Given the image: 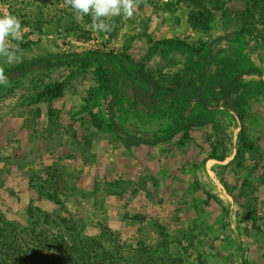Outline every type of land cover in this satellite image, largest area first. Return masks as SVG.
Instances as JSON below:
<instances>
[{
  "label": "rangeland",
  "instance_id": "obj_1",
  "mask_svg": "<svg viewBox=\"0 0 264 264\" xmlns=\"http://www.w3.org/2000/svg\"><path fill=\"white\" fill-rule=\"evenodd\" d=\"M62 4L0 0V17L24 30L10 40L22 62L0 61V230L28 246L53 242L49 264L82 253L105 264H264V0H145L106 33ZM191 11L207 29L188 24ZM34 58L81 60L6 73ZM199 70L214 86L185 114L211 122L131 142L172 129L186 100L173 90Z\"/></svg>",
  "mask_w": 264,
  "mask_h": 264
},
{
  "label": "trees",
  "instance_id": "obj_2",
  "mask_svg": "<svg viewBox=\"0 0 264 264\" xmlns=\"http://www.w3.org/2000/svg\"><path fill=\"white\" fill-rule=\"evenodd\" d=\"M187 22L192 28H204L207 29L208 26V19L203 12H194L191 11L188 14ZM92 59V58H91ZM125 60L128 61V57H124ZM76 60H81L78 58L68 59L66 61H59V62H48L46 59L41 58H34L27 62L25 66H15L9 69L6 73L11 75L17 72H23L25 70H39V69H47L51 66L67 64L70 62H74ZM93 61L96 59H92ZM100 63V62H99ZM101 67V66H99ZM137 68V66L135 67ZM204 70H199L195 75L197 76L196 82L191 84V87L187 90H183V84L177 83L175 89L173 90L176 93H179L183 97H186V100L183 101L181 108L179 109L178 115L176 120L173 124L172 129L163 137L160 138H142V137H127L131 142L137 144H154L159 141H167L172 136L176 135L177 133L181 132L184 128H189L191 126H202L209 124L211 122L210 114L203 113L199 114L194 109L192 115L189 117L186 116L185 110L187 101L194 103L195 105L201 106V103L204 102L203 98V91L205 88L212 90L213 84L211 85V81L205 76ZM222 73L218 77V85L221 90H224V93L227 92L228 88L231 86L229 80V76L225 73V71H221ZM117 76L111 72H102L101 83L103 84L104 88L107 90H111L114 92L117 90L116 87ZM171 91L165 90L162 88L157 89V94H170ZM117 93V91H116ZM45 94L49 98H58L62 95V86L55 85V86H48L45 90ZM44 251L55 252V245L51 242V245H46L44 241L39 243L38 246H28L19 243L7 236V234L0 230V264H49L46 262L44 257ZM78 250L74 249L70 251L67 249L63 251L64 254H69L68 256L73 257ZM79 254V252H78ZM84 255H88V253H82L78 255L77 261H74V264H105L101 262V259L97 260V257L94 255H88L86 258ZM73 261V260H72ZM50 264H55L50 263Z\"/></svg>",
  "mask_w": 264,
  "mask_h": 264
},
{
  "label": "clouds",
  "instance_id": "obj_3",
  "mask_svg": "<svg viewBox=\"0 0 264 264\" xmlns=\"http://www.w3.org/2000/svg\"><path fill=\"white\" fill-rule=\"evenodd\" d=\"M145 0H63L62 7L70 8L77 22L84 16L91 18L88 27L94 32H110L113 28L112 18L123 16L131 19L136 8ZM24 30L18 17L5 14L0 17V61L3 64L13 65L22 62L24 50L19 43L13 46L10 40L23 41ZM8 77L4 73V67L0 66V85L7 86Z\"/></svg>",
  "mask_w": 264,
  "mask_h": 264
}]
</instances>
